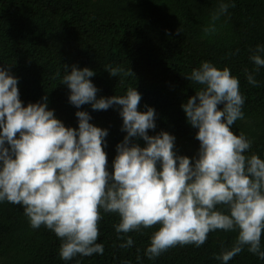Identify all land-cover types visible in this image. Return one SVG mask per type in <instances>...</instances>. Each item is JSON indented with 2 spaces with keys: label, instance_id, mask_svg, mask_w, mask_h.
Instances as JSON below:
<instances>
[{
  "label": "clouds",
  "instance_id": "9594fccd",
  "mask_svg": "<svg viewBox=\"0 0 264 264\" xmlns=\"http://www.w3.org/2000/svg\"><path fill=\"white\" fill-rule=\"evenodd\" d=\"M227 8L221 4L220 11ZM260 53L264 46L257 45L250 59L264 67ZM64 70L62 83L76 108L119 106L126 135L116 145L112 172L103 150L107 129L91 124L87 111L75 112L76 128L65 127L47 107L46 96L22 106L18 78L0 67V202L21 205L32 228L44 225L61 238L63 260L103 253V244L96 243L100 209L119 214L117 233L159 224L146 248L150 259L176 244L199 247L217 229L238 230L231 249L216 257L223 264L244 246L264 259V159L246 156L252 141L231 131L243 118L245 98L229 68L203 61L185 77L202 86L181 105L187 123L197 129L199 148L193 158L175 153L173 135L147 134L155 128V110L138 111L141 95L135 87L122 96L97 98L89 79L93 70L75 65ZM106 71L112 77L133 75L118 66L108 65ZM246 79L258 83L251 73ZM136 137L143 147L130 142ZM218 205H226L227 213ZM132 244L129 236L120 246Z\"/></svg>",
  "mask_w": 264,
  "mask_h": 264
},
{
  "label": "trees",
  "instance_id": "16d2710c",
  "mask_svg": "<svg viewBox=\"0 0 264 264\" xmlns=\"http://www.w3.org/2000/svg\"><path fill=\"white\" fill-rule=\"evenodd\" d=\"M221 4L228 5L225 12ZM257 45L264 46V0H0V67L18 78L22 106L46 96L55 117L72 128L78 126L75 112L87 111L91 124L107 129L103 150L109 173L116 145L126 135L119 106L93 110L90 104H70V90L62 83L64 66L93 70L89 79L97 98L122 96L135 87L141 95L138 111L155 110V128L147 134L173 135L175 153L189 158L196 156L199 141L181 105L202 86L185 77L203 61L227 67L245 98L243 118L231 131L252 141L246 156L264 159V67L250 59ZM108 65L133 75L112 77ZM249 73L256 85L247 81ZM130 142L145 144L139 137ZM217 208L228 211L226 205ZM99 211L96 243L103 244V253L63 260L61 238L44 225L32 228L21 205L0 202V264H223L216 257L230 250L238 236V230L217 229L199 247L176 244L150 259L146 248L159 224L117 233L119 214ZM129 236L133 244L121 247ZM227 264H264V259L244 246Z\"/></svg>",
  "mask_w": 264,
  "mask_h": 264
}]
</instances>
